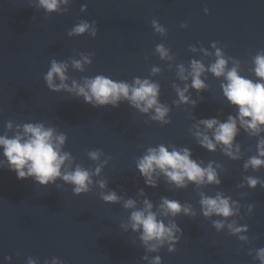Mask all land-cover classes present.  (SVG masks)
Returning <instances> with one entry per match:
<instances>
[{"label": "water", "instance_id": "1", "mask_svg": "<svg viewBox=\"0 0 264 264\" xmlns=\"http://www.w3.org/2000/svg\"><path fill=\"white\" fill-rule=\"evenodd\" d=\"M58 5L48 12L39 0H0V135L8 131L7 121L13 123L9 136L17 124L53 128L66 136L63 151L71 154L72 169L77 164L88 169L93 182L90 191L77 196L63 180L41 186L0 168V264H27L29 256L37 264H51L53 257L63 264H153L156 257L160 264H260L256 252L264 247V167L245 170L244 164L257 155L264 132L250 135L238 123L239 152L235 144L232 149L238 159L225 155L223 145L215 151L201 147L195 133L197 126L205 131L201 119L223 122L238 111L223 94L225 78L207 71L216 62L217 49L228 69L235 66L241 76L258 79L254 57L264 53V0H58ZM84 21L89 29L70 36ZM93 28L98 29L96 37ZM157 46L167 55L162 57ZM52 60L67 64L69 87L97 75L130 85L137 78L157 84L169 123L153 120L154 109L142 112L123 98L118 107H93L75 92L49 90L43 77ZM193 60L206 69L200 77L206 87L199 91L192 87ZM73 61H80L82 70ZM186 86L188 103L177 93ZM160 145L169 151L190 149L192 159L204 168L211 162L220 183L186 180L185 187H177L161 173L154 174L156 187L147 186L137 162ZM92 151L99 152L97 160L90 158ZM246 177L261 183L250 188ZM110 191L121 199L105 202L101 193ZM218 193L230 198L234 214L205 217L202 196ZM161 197L191 210L163 216ZM129 199L136 202L135 209L124 207ZM145 199L166 226L174 222L183 230V235L174 234L179 240L165 241L155 251L145 247L130 220ZM214 221L223 227L217 230ZM230 224L247 231L233 233ZM169 247L176 251L170 253ZM9 256L11 261L5 259Z\"/></svg>", "mask_w": 264, "mask_h": 264}, {"label": "clouds", "instance_id": "2", "mask_svg": "<svg viewBox=\"0 0 264 264\" xmlns=\"http://www.w3.org/2000/svg\"><path fill=\"white\" fill-rule=\"evenodd\" d=\"M40 6L46 11H56L58 9V0H39ZM82 7H86L82 6ZM208 10L205 9L207 14ZM96 22L93 21V24ZM155 23V22H154ZM89 29V23L84 21L76 25L69 35H82ZM161 30L162 29H158ZM98 29L93 28L91 35L96 37ZM215 46V45H213ZM195 50V49H193ZM157 51L161 56L167 55L163 46H157ZM216 62L211 64L207 71L213 73L216 77L223 76L226 83L222 84L223 94L227 101L238 109L235 116L229 114L223 122L216 117L201 119L199 124L204 126L205 131L201 132L199 126L195 133L201 147L208 151H215L217 145H223L221 149L225 155L233 159H238L236 154L239 152L240 145L236 143V137L239 133V126L242 127L250 135H259L264 132V53H259L254 57V73L257 80L248 79L241 76L237 67L227 68V61L219 49L215 53ZM85 61L90 63V60L85 58ZM73 66L82 70L80 61H73ZM67 64L63 62L51 61V66L44 75L43 79L46 86L51 91L66 90L75 92L77 96H82L86 104H91L93 107L111 105L118 107L121 98L128 100L132 106L138 108L142 112H149L150 109L155 110L153 120L169 123L165 120V116L169 109L161 105L158 101L159 86L149 82V80L135 79L133 84H128L123 81H114L104 75H97L92 78H85L82 84L73 81L71 87L65 83L67 80L66 70ZM156 71V69H154ZM181 78L184 69L181 67ZM203 63L193 60L191 63L192 87L197 91L206 87L200 79L201 74L205 72ZM59 79L60 83L55 81ZM187 86L184 90L177 88V93L181 102L188 103V97L185 96ZM193 106L196 102L191 101ZM6 129L11 131L13 123L6 122ZM8 131L0 135V154L3 160H0V168L6 166L7 169L15 172L17 179L25 180L31 178L36 184L48 186L55 184L60 179L65 183L73 185V194L79 196L82 193L90 191L89 185L92 184V173L86 168L76 165L72 169V156L70 153L63 151V145L66 141L64 134H56L53 128L45 127L43 123H24L17 124L13 135L9 136ZM211 131L209 136L207 132ZM235 144L236 153L232 151ZM92 160H97L98 151L89 153ZM258 170L264 167V137L260 138L257 143V155L252 156L245 162L244 168L249 167ZM137 169L144 182L149 187H156L154 174H163L168 181L174 183L177 187H185V181H191L196 184L215 183L219 184L217 173L210 162L207 168L201 166L200 162L192 159V153L188 148L176 149L173 147L169 151L164 145L158 148H150L137 162ZM101 167L98 166L95 174H99ZM247 184L250 188L255 189L261 183L259 178L246 177ZM101 188L106 187L104 181L98 182ZM264 187V184L261 185ZM143 195V189L140 190ZM101 198L105 202L115 203L121 198L117 196L115 191H110L107 194L101 193ZM160 214L163 216H176L183 211L188 214L191 210L190 205H181L179 201L169 200L166 197H161ZM202 213L205 217L213 214L229 217L234 214L233 206L230 205V198L223 197L219 193L216 197L201 198ZM234 203V202H233ZM125 208L135 209L136 202L129 199L124 204ZM153 204L150 200H144V207L131 212L130 220L133 231H141L140 239L145 247L150 251H155L162 246L165 241L172 242L174 239L179 240L174 234L179 232L183 235V230L174 222H169L166 226L162 219H158V213L154 212ZM214 226L219 230L223 227L222 222L214 221ZM233 233L247 231V228H237L229 225ZM240 240L246 239L244 236L239 237ZM168 251L175 252L176 248L169 247ZM11 261V257H5ZM147 259V257H144ZM256 259L260 264H264V247L257 249ZM36 258L29 256L27 264H37ZM160 257H156L153 264H160ZM47 264V260H45ZM51 264H63V261L58 257L51 259Z\"/></svg>", "mask_w": 264, "mask_h": 264}]
</instances>
